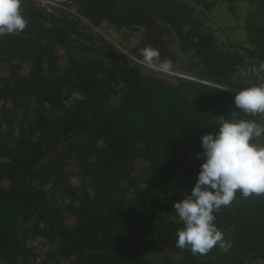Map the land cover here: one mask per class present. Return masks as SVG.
Returning <instances> with one entry per match:
<instances>
[{
    "label": "trees",
    "instance_id": "1",
    "mask_svg": "<svg viewBox=\"0 0 264 264\" xmlns=\"http://www.w3.org/2000/svg\"><path fill=\"white\" fill-rule=\"evenodd\" d=\"M69 7L82 18L22 0L26 28L0 36V264H264V194L215 213L227 250L206 254L176 246L173 207L220 117L264 124L235 108L255 85L209 25L255 47L264 71V0ZM119 33L135 36L130 56L101 35ZM145 47L175 74L143 64Z\"/></svg>",
    "mask_w": 264,
    "mask_h": 264
},
{
    "label": "clouds",
    "instance_id": "2",
    "mask_svg": "<svg viewBox=\"0 0 264 264\" xmlns=\"http://www.w3.org/2000/svg\"><path fill=\"white\" fill-rule=\"evenodd\" d=\"M22 0H0V36L23 31L27 20L21 12ZM143 63L152 65L159 52L151 47L141 50ZM156 67V66H154ZM157 68V67H156ZM162 71L169 64L161 65ZM73 99H82L73 92ZM240 112L264 115V84L240 89L234 96ZM217 131L201 136L199 171L190 194L173 207L183 227L176 232V246L192 253L206 254L218 243L225 248L223 234L215 223V213L230 205L239 193L243 197L264 194V124L254 119L220 117ZM225 250H227L225 248Z\"/></svg>",
    "mask_w": 264,
    "mask_h": 264
},
{
    "label": "rangeland",
    "instance_id": "3",
    "mask_svg": "<svg viewBox=\"0 0 264 264\" xmlns=\"http://www.w3.org/2000/svg\"><path fill=\"white\" fill-rule=\"evenodd\" d=\"M263 16V14L261 15ZM259 16V17H261ZM215 33L218 35L219 40H221L225 45L235 48L237 51L241 52L244 58L245 63V77L247 81L254 85L264 84V71L258 66L255 62L253 55L256 53V49L253 46H248L247 44L240 41L237 36L227 32V30H222L219 28L218 22H214L211 20V24H209ZM100 29V28H99ZM102 33H104L103 29H100ZM106 38L110 39L122 52L126 55L130 56L129 47L133 45L135 42V36L124 35L122 33L113 35L111 37L106 36L105 34H101ZM133 58V57H132ZM141 61H138L140 63ZM159 68V67H158ZM161 69V68H160ZM162 71V70H161ZM164 71V70H163ZM162 71V72H163ZM165 72V71H164ZM172 74L175 72L166 71ZM178 74V73H176Z\"/></svg>",
    "mask_w": 264,
    "mask_h": 264
},
{
    "label": "built area",
    "instance_id": "4",
    "mask_svg": "<svg viewBox=\"0 0 264 264\" xmlns=\"http://www.w3.org/2000/svg\"><path fill=\"white\" fill-rule=\"evenodd\" d=\"M37 1L44 9L46 10H51L52 8H60V9H66V10H70L71 12H73L76 16L82 18L79 14L75 13L70 7V3L72 2V0H35ZM97 29V28H96ZM98 32L100 31V29H97ZM150 68L153 69H157L159 71H161L162 69L160 68H156L154 66L151 65H147Z\"/></svg>",
    "mask_w": 264,
    "mask_h": 264
}]
</instances>
